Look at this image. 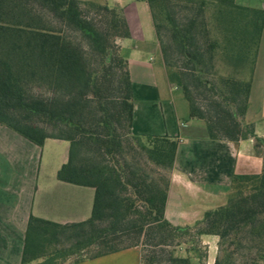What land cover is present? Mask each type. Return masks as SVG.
<instances>
[{"label":"trees","instance_id":"16d2710c","mask_svg":"<svg viewBox=\"0 0 264 264\" xmlns=\"http://www.w3.org/2000/svg\"><path fill=\"white\" fill-rule=\"evenodd\" d=\"M146 2L168 80L182 92L189 118L204 121L211 140L250 137L264 146L244 120L250 80L219 76L215 67L221 56L235 70L251 64L252 73L264 10L234 0ZM128 38L118 6L0 0V124L38 147L49 138L67 141L68 160L57 178L94 189L84 222L29 218L21 264H52L59 254L73 253L76 264L149 245L190 243L196 252L204 235L218 239L214 264H264V149L262 171L234 175L224 205L191 227L165 219L178 142L132 133V82L119 45ZM141 264H154V254L142 249ZM166 264L192 262L171 251Z\"/></svg>","mask_w":264,"mask_h":264},{"label":"crops","instance_id":"0c3cea01","mask_svg":"<svg viewBox=\"0 0 264 264\" xmlns=\"http://www.w3.org/2000/svg\"><path fill=\"white\" fill-rule=\"evenodd\" d=\"M82 1L123 10L130 38L119 45L132 82V133L177 140L164 217L173 226L191 227L206 211L226 203L234 175L262 171L264 146L257 147L250 137L238 142L211 140L204 121L189 118L182 92L168 80L146 0ZM234 2L264 10V0ZM249 80L244 120L256 138L264 139V30ZM68 155L67 141L49 138L38 147L0 124V264H21L31 216L60 225L90 218L94 189L57 178ZM200 239L207 249L205 264H214L217 237ZM76 264H141V249L133 247Z\"/></svg>","mask_w":264,"mask_h":264},{"label":"rangeland","instance_id":"374dc122","mask_svg":"<svg viewBox=\"0 0 264 264\" xmlns=\"http://www.w3.org/2000/svg\"><path fill=\"white\" fill-rule=\"evenodd\" d=\"M205 17L207 22L211 25L213 24V10L212 8H207L205 12ZM212 26V25H211ZM229 64L225 62V60L221 56H217L215 59V67L217 74L223 77H232L235 79H239L242 81H248L251 76V64H246L244 67L238 68L237 70L233 69L232 67L228 66ZM175 92V91H174ZM176 93V92H175ZM200 104L202 100L199 101ZM182 103L184 107L189 111L188 103L184 98H182ZM153 245V244H152ZM190 243H185L180 246V248H173V247H156V246H146V248L140 247V249H145L147 252L154 254V264H166V255L168 252L173 251L175 256H189L191 258L192 264L198 263V258L204 260V255L207 251L206 245H204L199 240V244L197 245V249L194 252L191 248ZM156 253V254H155ZM198 257V258H197ZM78 258V254H59L56 256V259L53 261L52 264H73V262ZM43 260H39L35 263L41 264Z\"/></svg>","mask_w":264,"mask_h":264}]
</instances>
